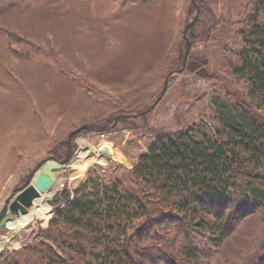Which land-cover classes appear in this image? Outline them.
Wrapping results in <instances>:
<instances>
[{
  "label": "rangeland",
  "instance_id": "374dc122",
  "mask_svg": "<svg viewBox=\"0 0 264 264\" xmlns=\"http://www.w3.org/2000/svg\"><path fill=\"white\" fill-rule=\"evenodd\" d=\"M256 1L0 0V211L49 161L63 165L46 197L50 212L0 230L1 241H11L0 264H119L95 243L53 235L51 220L68 202L62 190L72 199L85 186L92 195L119 185L138 191L136 167L158 136L186 128L220 143L227 105L264 119L247 79L234 74ZM86 160L76 174L73 165ZM247 174L230 192L234 215L222 239L180 226L155 242L152 233L135 244L158 253L148 262L136 257L138 264H264V203L246 189L250 174L264 182V172ZM131 221L125 235L144 224ZM176 236L202 250L197 260L182 256Z\"/></svg>",
  "mask_w": 264,
  "mask_h": 264
},
{
  "label": "trees",
  "instance_id": "16d2710c",
  "mask_svg": "<svg viewBox=\"0 0 264 264\" xmlns=\"http://www.w3.org/2000/svg\"><path fill=\"white\" fill-rule=\"evenodd\" d=\"M260 14H264V0L256 1L250 26L241 32L244 48L234 74L247 79L250 96L264 107V23L259 22ZM221 111L227 135L224 141L201 138L186 128L158 136L136 167V174L144 180L143 186L137 185L138 191L125 194L119 185L92 195L87 192L94 189L85 186L51 220L53 235L95 243L102 255L119 264H138L136 257L148 262L150 252L158 251H139L135 240L149 239L155 233L156 237L150 238L155 242L162 238L161 231L167 237L174 227L180 226L188 235L196 232L222 239L234 215L228 207L231 190L243 187L242 179L250 167L264 172V119L249 108L227 105ZM249 176L253 183L261 181L262 187L251 182L246 189L264 203V182L258 175ZM218 208L223 211L217 212ZM206 214L214 216L215 222L203 218ZM139 216L144 224L135 225L125 235L124 222ZM176 241L186 260H197L202 254L189 237L176 236Z\"/></svg>",
  "mask_w": 264,
  "mask_h": 264
},
{
  "label": "water",
  "instance_id": "95a60500",
  "mask_svg": "<svg viewBox=\"0 0 264 264\" xmlns=\"http://www.w3.org/2000/svg\"><path fill=\"white\" fill-rule=\"evenodd\" d=\"M188 48L186 59L189 55ZM165 93V89L162 96ZM90 157V155H88ZM63 171V165L56 161H49L42 170L37 174L35 181L22 189L18 194L13 193L12 196L4 203L3 209L0 211V230L5 228L14 217L25 215L34 205V201L39 198L45 191L51 190L56 183L58 174ZM66 201H70L71 193L67 189H63L62 193ZM60 196L54 197L58 201Z\"/></svg>",
  "mask_w": 264,
  "mask_h": 264
},
{
  "label": "bare ground",
  "instance_id": "6f19581e",
  "mask_svg": "<svg viewBox=\"0 0 264 264\" xmlns=\"http://www.w3.org/2000/svg\"><path fill=\"white\" fill-rule=\"evenodd\" d=\"M89 154L84 153L83 156L88 157ZM102 163V162H100ZM88 162L87 160L84 161L83 163H75L73 165V169L75 170L76 174H81L87 166ZM35 181V180H34ZM52 193V189L45 191L39 198H37L34 201V206H32V208L28 211L27 214L25 215H19L14 217V220L12 222H9L7 224V226L9 227V229H13V230H17V229H22L24 227H26L27 225H29L35 217H42L45 216L46 214H48L50 212V206L48 203H46V197L50 196ZM11 241L10 239L7 240H3L1 241L0 239V252H2V250L8 246V244H10Z\"/></svg>",
  "mask_w": 264,
  "mask_h": 264
}]
</instances>
